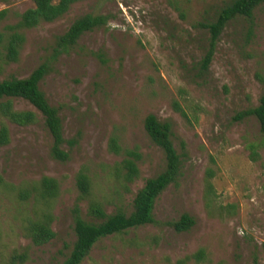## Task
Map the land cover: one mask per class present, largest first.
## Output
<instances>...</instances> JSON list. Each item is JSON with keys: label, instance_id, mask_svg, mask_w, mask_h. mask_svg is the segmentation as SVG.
Segmentation results:
<instances>
[{"label": "rangeland", "instance_id": "1", "mask_svg": "<svg viewBox=\"0 0 264 264\" xmlns=\"http://www.w3.org/2000/svg\"><path fill=\"white\" fill-rule=\"evenodd\" d=\"M229 1L88 0L54 22L23 31L17 61L0 60V81L27 78L75 19L110 17L60 55L39 84L59 111L64 140L76 142L64 144L66 162L50 157L52 140L37 111L14 101L15 109L33 111L39 122L8 124L10 142L0 147V264H62L74 242L75 176L83 166L107 214L132 211L145 180L165 167L162 151L145 133L147 115L170 124L173 146L183 153L180 176L157 199L155 224L100 240L82 264H264V138L254 118L232 121L255 107L264 91V4L254 10L251 27L241 18L228 23L210 65L201 68L209 36L199 24L212 21ZM33 7V0H0V32ZM111 135L124 148H138L139 176L130 184L109 174L121 159L108 151ZM248 144L256 146V161ZM207 169L214 173L210 207L203 198ZM42 177L58 183L49 207L55 236L36 246L27 228L38 211L31 186ZM79 207L91 222L86 201ZM184 214L194 220L189 231L163 225Z\"/></svg>", "mask_w": 264, "mask_h": 264}, {"label": "trees", "instance_id": "2", "mask_svg": "<svg viewBox=\"0 0 264 264\" xmlns=\"http://www.w3.org/2000/svg\"><path fill=\"white\" fill-rule=\"evenodd\" d=\"M85 1L88 0H33V8L20 14L16 24L8 25L3 32H0L1 62L6 65L17 61L25 42L23 31L34 29L43 23L54 22L62 18L74 4ZM262 4L264 0H230L216 12L212 21L199 24V27L206 30L209 36L208 49L201 61L203 70L210 65L215 46L228 23L241 18L246 20L251 27L253 12ZM4 14V11L0 12V20ZM109 19V15L99 14H85L75 19L65 33L56 38L50 57L33 70L27 78H10L0 81V147L7 146L10 142L8 124L28 127L39 122L38 115L33 111L15 109L14 101L19 100L32 106L40 115L43 126L52 140L50 157L59 162L68 160L69 154L63 150V146L67 144L71 147L76 142L75 140H64L59 111L48 103L39 89V84L51 72L52 64L60 55L75 47L85 33L105 27ZM247 118L256 120L261 136L264 138V91L255 107L237 113L232 121L237 122ZM143 127L150 141L162 151L165 158L164 169L155 177L145 180L144 185L133 199L132 211L129 214L121 209L107 214L103 204L94 195L93 182L87 166L81 167L75 176V188L78 195L72 209L74 242L62 264H82L100 240L124 234L130 229L156 223L153 217L155 203L163 191L170 184L175 183L180 176L183 153L179 154L173 146L170 124L158 121L153 115H147ZM107 148L111 154L121 157L119 162L109 168V174L120 178L125 184L134 182L139 176L138 162L141 156L138 148L122 147L116 135L109 137ZM180 148L185 149L183 141L180 142ZM248 149L251 160L256 161L258 158L256 146L248 144ZM213 177V170L207 169L203 193L207 207L211 206L215 197ZM0 184H5L1 176ZM31 192L38 211L35 214V220L29 223L27 237L32 244L41 246L55 236L50 227L53 218L49 207L58 195V183L55 179L42 177L31 186ZM20 196L24 200L28 197V192L24 191V194ZM84 201H86V216L92 220L91 222L82 218L79 203ZM232 208L234 207L231 206ZM163 225L170 227L176 233H184L192 228L194 220L184 214L178 220L165 222ZM262 248L264 250V244ZM202 257V251L194 255L197 260Z\"/></svg>", "mask_w": 264, "mask_h": 264}]
</instances>
